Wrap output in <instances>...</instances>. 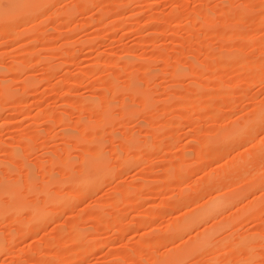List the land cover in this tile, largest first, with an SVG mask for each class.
Wrapping results in <instances>:
<instances>
[{"label": "rangeland", "instance_id": "374dc122", "mask_svg": "<svg viewBox=\"0 0 264 264\" xmlns=\"http://www.w3.org/2000/svg\"><path fill=\"white\" fill-rule=\"evenodd\" d=\"M47 1L0 21V264H264V0Z\"/></svg>", "mask_w": 264, "mask_h": 264}, {"label": "bare ground", "instance_id": "6f19581e", "mask_svg": "<svg viewBox=\"0 0 264 264\" xmlns=\"http://www.w3.org/2000/svg\"><path fill=\"white\" fill-rule=\"evenodd\" d=\"M2 1L3 0H0V21L3 22L2 26H9L12 24L13 20L14 19H17V18H21V19H28V18H31V17H35L38 13V11H41L42 9L45 8V6L47 5V0H9V3L11 2L14 7L11 11H6L3 7V4H2ZM87 1V0H86ZM85 1V2H86ZM90 1V0H88ZM94 1V0H93ZM93 1H90V2H93ZM90 2H86L87 4H89ZM179 2V1H178ZM183 4V3H182ZM84 6H86V4L84 3ZM87 7V6H86ZM232 7V6H231ZM229 7L228 9L230 11H232ZM228 10V11H229ZM236 10V9H235ZM234 10V11H235ZM229 11V12H230ZM241 13H242V10H240ZM240 11L238 12L237 15L240 16ZM209 12V11H208ZM245 12V11H244ZM232 13V12H230ZM234 13V12H233ZM202 14V13H201ZM204 14V13H203ZM206 14V13H205ZM243 14V13H242ZM246 14V13H245ZM234 15V14H233ZM213 16V15H212ZM246 16V15H245ZM242 15V17H245ZM202 17V16H201ZM233 17V16H232ZM188 18V17H187ZM190 18V17H189ZM188 18V19H189ZM164 19V18H163ZM203 19V18H202ZM161 20V19H160ZM189 21V20H188ZM191 21V20H190ZM194 22V21H193ZM190 23V22H189ZM205 23V22H204ZM203 23V25H204ZM197 24V23H196ZM188 25V23H187ZM191 25V23H190ZM193 26V25H192ZM198 30V29H197ZM181 30H179L180 32ZM197 32V31H196ZM201 32V31H200ZM177 33V32H176ZM189 33V31H188ZM199 33V32H198ZM174 34V33H173ZM181 34V33H180ZM177 35V34H175ZM179 36V35H178ZM190 36V35H189ZM194 36V34H193ZM197 36H199L197 34ZM192 37V36H191ZM176 38V37H175ZM195 39V38H194ZM179 40V38H178ZM175 41V40H174ZM176 42V41H175ZM178 42V41H177ZM180 43V42H179ZM178 44V43H177ZM191 45V42L189 43ZM179 45V44H178ZM193 46V45H191ZM192 48V47H190ZM178 49V48H177ZM163 53V52H162ZM161 53V54H162ZM111 62V61H110ZM136 63V61H134V59H131V58H128L126 61H124V65L125 67H132V65H134ZM143 63V62H142ZM107 64H110V63H107ZM107 65H105L106 67ZM149 65H147L145 63V68H147ZM100 67V66H99ZM150 67V66H149ZM148 67V68H149ZM101 69V68H100ZM132 69V68H131ZM0 70H2V65H0ZM100 71V70H99ZM132 72V71H131ZM134 74H135V71H134ZM85 76V75H84ZM130 77V78H129ZM128 77V81L133 85L135 80L136 82L138 81L137 80V76L136 75H131ZM87 77H85L86 79ZM89 78V77H88ZM87 78V79H88ZM110 78V77H108ZM79 79V78H78ZM83 79V78H82ZM102 79V78H101ZM70 81H72L71 79H69ZM83 81L85 80H80L78 83L81 82V84H83ZM103 81V80H102ZM109 81H113L115 82L112 78L108 80V83H110ZM135 82V83H136ZM77 82H75L76 84ZM85 83V82H84ZM78 85V84H77ZM111 85L114 87L115 84L111 83ZM134 88L137 87L135 84L133 86ZM2 89H3V94L6 96V98L8 99H13L16 95H15V89L10 85V82L7 80V79H4V82L2 83ZM29 101V100H28ZM27 102L24 100L22 103H21V106H20V110H24V107L27 105L26 104ZM28 106V105H27ZM240 128V127H239ZM97 164H99V161H97ZM225 204V201L223 199H218L216 200L212 205H210L209 207H206L205 209H203L200 214L196 217V219H200L201 217L211 213V212H214L216 210H219L222 208V206H224ZM212 238V235H210L208 232L205 233L203 235V240L204 241H209L210 239Z\"/></svg>", "mask_w": 264, "mask_h": 264}, {"label": "snow or ice", "instance_id": "6c2138e0", "mask_svg": "<svg viewBox=\"0 0 264 264\" xmlns=\"http://www.w3.org/2000/svg\"><path fill=\"white\" fill-rule=\"evenodd\" d=\"M3 7L6 11H11L14 6L11 4H5V5H3ZM260 119H261V126L262 127H261V131L259 133V136L264 137V108H262V110H261ZM249 134H251V130L249 131ZM249 143H250V141H249ZM261 154H262V157H264V139L261 140ZM261 179H262V183H264V173H262ZM185 235H188V234L185 233ZM179 239L183 241L184 236H180ZM172 264H185V262L184 261H175V262H172ZM189 264H190V262H189Z\"/></svg>", "mask_w": 264, "mask_h": 264}]
</instances>
